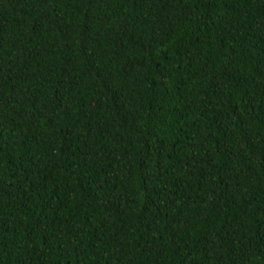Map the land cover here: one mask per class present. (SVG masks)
<instances>
[{
	"label": "trees",
	"instance_id": "trees-1",
	"mask_svg": "<svg viewBox=\"0 0 264 264\" xmlns=\"http://www.w3.org/2000/svg\"><path fill=\"white\" fill-rule=\"evenodd\" d=\"M0 264H264V0H0Z\"/></svg>",
	"mask_w": 264,
	"mask_h": 264
}]
</instances>
